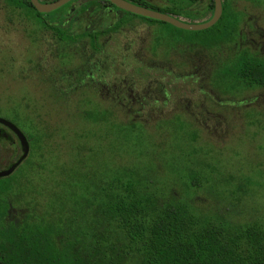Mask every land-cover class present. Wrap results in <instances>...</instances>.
<instances>
[{"label":"trees","instance_id":"1","mask_svg":"<svg viewBox=\"0 0 264 264\" xmlns=\"http://www.w3.org/2000/svg\"><path fill=\"white\" fill-rule=\"evenodd\" d=\"M127 1L177 17L173 8H157L143 0ZM186 1L196 7L197 0ZM2 2L12 14L20 9L19 14L31 22L48 27L52 36L69 38L68 32L55 23L64 21L56 18L62 10L43 16L30 3ZM230 6L229 0H222L223 15L212 28H223L228 43L235 39L241 22ZM206 10L212 16L214 0H207ZM242 53L227 66V79L242 90L264 89V57ZM117 114L118 110L111 130L129 132L122 139L126 141L138 139V129L165 119L170 112L139 124L120 120ZM73 115L84 127L72 134L69 159L47 170V164L32 161L39 149L40 139L35 140L29 160L33 177L16 184L13 191L10 185L2 188L7 190L0 200H17L19 210L10 220L0 213V264H264V220L253 217L241 221L242 213L234 209L237 200L212 199L211 195L212 200L202 198V191L209 195L212 190L203 185L200 171L191 167L189 157L195 152L184 158L182 154L172 156L168 161L161 160L159 153H139L150 161L141 166L137 162L119 163L116 157L125 158L126 152L117 148L113 155L116 166L100 167L95 155L98 152L89 140L94 138L90 136L94 128H107L106 111L74 108ZM182 126L184 129L185 123ZM194 138L191 141H196ZM176 159H183V164L177 165ZM37 168L48 173L39 194L47 200L44 202L33 195ZM237 190L244 193L241 188Z\"/></svg>","mask_w":264,"mask_h":264},{"label":"rangeland","instance_id":"2","mask_svg":"<svg viewBox=\"0 0 264 264\" xmlns=\"http://www.w3.org/2000/svg\"><path fill=\"white\" fill-rule=\"evenodd\" d=\"M151 1L159 4L157 0ZM229 1L236 11H241L242 8L247 11L245 21L239 24V30L243 28L244 23H252L250 19L247 21L248 17H258L256 25L262 36L255 33L252 39L258 43L264 42V0ZM250 7H253V10ZM172 12L189 23H203L205 20L202 12L194 11L186 0H176ZM32 23L18 11L12 14L3 7L0 0V118L15 123L18 130L28 138L36 136L33 129L40 130L39 135L43 136L37 143L39 149L33 155L32 161L47 164V170H51L56 166L55 163L60 164L69 159L72 154V134L82 129L84 124L78 116L73 115L74 108L67 107L66 101L49 96L53 86L47 76L49 69H37V65L41 68L43 66L40 58L46 46L41 44L38 34L32 33ZM155 27V34L164 49L160 50L161 60L178 64L183 57L188 56L192 63L195 60L205 61V68L210 75L208 85L216 92L213 96H216L215 100L223 98L233 102L246 99L252 102L253 106L246 109L243 104H238L235 108L227 104V107L218 109L220 113L227 115L229 122L227 130L221 133H208L195 121L193 124V118L188 116L183 107L170 111L165 119L156 120L155 123L138 129V139L123 141L122 139L127 138L125 134L129 132L118 134L120 132L116 129L108 133V128L104 126L94 128L90 134L94 138L89 141L98 152L95 153L98 165L102 167L106 164L112 168L117 162L113 156L117 148L126 152L125 158L116 157L119 163L137 162L141 166L148 165L150 161L147 156H138L139 153L161 154V160L168 161L181 156L180 154L184 158L186 154L195 152L188 161L193 169L200 171L202 180H205L203 185L211 186L210 189L214 191L209 195L202 191V198L237 200L234 201V209L238 211L237 214L242 213L241 221L253 217L264 220V89L242 90L227 79L224 73L233 61L229 56L233 51V44H225L223 38L216 41L213 36L215 29L186 31L158 23ZM246 30L249 31L248 28ZM38 36L40 40L37 39ZM219 37L221 36H217V39ZM216 43L222 44L221 47H214ZM213 47L214 49H211ZM221 52L222 58H218L217 53ZM67 62L70 68L75 67L71 61ZM67 62L64 61V64ZM88 95L91 101H95L94 93L90 92ZM178 95L184 97L183 101L190 96H187L186 91H180ZM207 104L208 108L214 111V103ZM117 110V118L124 119L121 110ZM182 123H185L184 129ZM46 131L48 135L45 134ZM194 136L196 141H191ZM176 160L177 165L183 164V159ZM36 170L39 174L36 173L33 178V195L40 202H44L47 200L39 194L44 186L42 179L44 180L48 173L38 168ZM23 171L24 168L19 172V183L27 177H33L31 170ZM3 182L4 180H0V183ZM47 184L46 189H49L51 185L48 182ZM238 188L244 193L239 192ZM62 197L65 199L64 193Z\"/></svg>","mask_w":264,"mask_h":264},{"label":"flooded vegetation","instance_id":"3","mask_svg":"<svg viewBox=\"0 0 264 264\" xmlns=\"http://www.w3.org/2000/svg\"><path fill=\"white\" fill-rule=\"evenodd\" d=\"M21 1L32 5L31 0ZM56 1L58 0H38L41 4ZM157 1L159 4L143 0L157 8L172 9L175 4L173 0ZM206 6L207 0H197L196 7L194 2L191 6L194 11L202 12L205 18L203 22L211 18ZM250 9L253 10V7ZM59 10L62 12H58L56 18H63L64 21L55 23L60 24L65 33L68 32L69 38L66 40L52 36L48 27L32 23V33L38 34L41 40L39 36L37 39L46 46L40 58L43 66L41 68L37 65V69H49L47 76L53 84L50 97L66 101V106L71 108L106 111L108 131L115 122L117 109L121 110L126 119L139 124L159 118L177 107H183L188 116L193 118V123H198L203 130L208 133H221L227 130L229 122L227 115H223L218 109L227 107V104L234 108L243 104L246 109L253 106L252 102L246 99L233 102L223 98L215 100L216 96H213L216 92L208 85L210 75L205 68L207 62L195 60L192 63L188 56L181 58L182 61L178 64L161 60L160 50L164 49L155 34L156 24L141 19L144 17L124 11L107 0H71L51 13ZM230 11L237 14L241 21H245L247 11L243 8L236 11L235 6L231 5ZM51 13L39 14L46 16ZM254 18H247V21L250 19L252 23H244L241 30L237 29L232 42L225 41V44H233L235 49L229 54L231 60L241 56L242 52L264 57V42L258 43L252 39L255 33L262 36L256 25L258 17ZM46 21L50 23L49 20ZM214 26L202 31L213 30ZM222 29L216 28L214 33L212 32L216 41L225 39ZM217 36L221 37L217 39ZM216 44L214 47L222 45ZM233 47L231 45V50ZM217 56L222 58V52L217 53ZM67 60L75 64V67L70 68ZM64 61L67 62L66 65ZM229 72L227 69L224 75ZM180 91H186L187 96L190 95L186 101L178 95ZM90 92L94 93L95 101L90 100ZM209 102L216 106L214 111L208 108ZM10 123L17 128L15 123ZM39 132L40 130L33 129L36 136L25 137L29 152L26 158L21 160L23 150L17 135L9 127L0 124V172H6L15 166L9 175L0 177V180H4L0 183L1 196L7 190L2 191V188L10 185V190L13 191L14 186L19 183L17 180L21 169L30 170L33 142L43 136L39 135ZM18 210L17 200H0V213H5L4 219H14Z\"/></svg>","mask_w":264,"mask_h":264},{"label":"water","instance_id":"4","mask_svg":"<svg viewBox=\"0 0 264 264\" xmlns=\"http://www.w3.org/2000/svg\"><path fill=\"white\" fill-rule=\"evenodd\" d=\"M71 0H58L53 3L49 4H41L38 2V0H31L32 5L34 8L41 14H47L55 11L56 9L62 7L66 3L70 2ZM119 7L120 9L127 11L129 13L160 21L166 24H169L175 28L186 30V31H202L206 30L212 26H214L222 15V0H214V12L211 16V18L203 23H189L185 22L183 19L177 18L175 16H171L168 14L160 13L158 11L150 10L132 3H129L125 0H107ZM0 124H3L7 127H9L18 137L19 142L21 144L23 155L21 157V160L25 159L29 152V144L25 136L10 122L1 119L0 118ZM20 160V161H21ZM19 164V163H18ZM15 166H13L11 169H9L6 172H0V177H4L9 175L13 170Z\"/></svg>","mask_w":264,"mask_h":264}]
</instances>
